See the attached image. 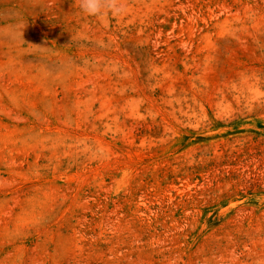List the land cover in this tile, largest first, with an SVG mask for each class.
I'll list each match as a JSON object with an SVG mask.
<instances>
[{
  "label": "rangeland",
  "instance_id": "1",
  "mask_svg": "<svg viewBox=\"0 0 264 264\" xmlns=\"http://www.w3.org/2000/svg\"><path fill=\"white\" fill-rule=\"evenodd\" d=\"M0 0V264H264V0Z\"/></svg>",
  "mask_w": 264,
  "mask_h": 264
},
{
  "label": "clouds",
  "instance_id": "2",
  "mask_svg": "<svg viewBox=\"0 0 264 264\" xmlns=\"http://www.w3.org/2000/svg\"><path fill=\"white\" fill-rule=\"evenodd\" d=\"M77 7L83 15L98 18L105 14L118 17L126 11L125 5L119 0H77Z\"/></svg>",
  "mask_w": 264,
  "mask_h": 264
}]
</instances>
